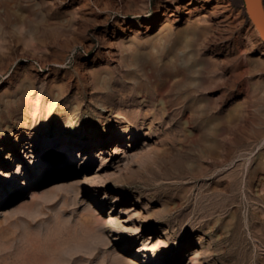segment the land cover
Wrapping results in <instances>:
<instances>
[{"label":"rangeland","instance_id":"374dc122","mask_svg":"<svg viewBox=\"0 0 264 264\" xmlns=\"http://www.w3.org/2000/svg\"><path fill=\"white\" fill-rule=\"evenodd\" d=\"M0 264H264L244 0H0Z\"/></svg>","mask_w":264,"mask_h":264},{"label":"water","instance_id":"95a60500","mask_svg":"<svg viewBox=\"0 0 264 264\" xmlns=\"http://www.w3.org/2000/svg\"><path fill=\"white\" fill-rule=\"evenodd\" d=\"M244 3L250 20L264 42V0H244Z\"/></svg>","mask_w":264,"mask_h":264},{"label":"bare ground","instance_id":"6f19581e","mask_svg":"<svg viewBox=\"0 0 264 264\" xmlns=\"http://www.w3.org/2000/svg\"><path fill=\"white\" fill-rule=\"evenodd\" d=\"M71 125H72V122H70L69 127H71ZM54 135H55L54 137H56V138H55L56 140H59V138H57L58 135L63 136V134H60L59 131H58L56 134H54ZM39 161L42 162V160L38 159V162H39ZM10 180H11V181H16L17 178H10Z\"/></svg>","mask_w":264,"mask_h":264}]
</instances>
